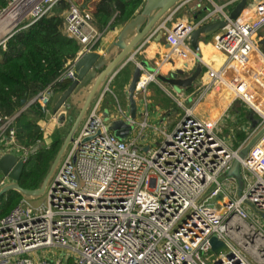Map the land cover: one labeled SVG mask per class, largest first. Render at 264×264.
Masks as SVG:
<instances>
[{
    "label": "built area",
    "instance_id": "1",
    "mask_svg": "<svg viewBox=\"0 0 264 264\" xmlns=\"http://www.w3.org/2000/svg\"><path fill=\"white\" fill-rule=\"evenodd\" d=\"M62 1L68 3L63 11L64 34L80 49L52 83L0 123V158L11 153L25 162L47 147L45 139L23 144L17 132L18 115L38 104L46 120L62 123L58 115L66 114L68 105L53 111L56 85L75 80L77 61L95 51L104 34L75 0H0L3 50L18 30L52 14ZM215 6L226 23L214 34V47L225 54V60L209 66L196 102L208 97L224 110L241 101L257 114L256 140L248 153L240 156L250 143L247 140L232 148L218 134L223 110L218 111L217 105L207 116L198 114L194 106L186 107L171 127L158 129L164 140L157 147L139 141L147 130L156 128L145 109L143 119L132 120L131 133L120 139L108 127L112 120L130 119L111 89L117 72L93 99L44 202L32 206L22 199L0 218V264H264V0L256 1L248 18L232 19L224 6ZM165 23L148 38L163 30L171 51L186 55L191 51L186 39L196 25L185 20L172 27ZM159 69H144L136 93L146 95ZM109 94L118 102V117L105 108ZM235 160L240 162L243 180L240 196L235 177L229 178L238 188L235 195L228 194L219 178ZM8 183L0 179V188ZM214 234L230 249L219 259L210 243ZM46 248L52 249L51 256L40 253Z\"/></svg>",
    "mask_w": 264,
    "mask_h": 264
},
{
    "label": "trees",
    "instance_id": "2",
    "mask_svg": "<svg viewBox=\"0 0 264 264\" xmlns=\"http://www.w3.org/2000/svg\"><path fill=\"white\" fill-rule=\"evenodd\" d=\"M146 0H96L91 14L93 23L101 32H110L118 26H124L141 12ZM219 2V0H214ZM240 1V0H239ZM231 7L233 10L235 6ZM220 3V2H219ZM68 3L62 1L52 14L45 15L33 24L18 30L7 41V48H0V123L18 113L26 103L41 89L52 83L64 71L69 60L75 58L80 45L69 39L63 31V11ZM99 45V43H98ZM105 65L98 66L99 73ZM129 77L124 78L128 83ZM69 82H59L55 91L64 90ZM89 84H84L77 93ZM78 101L80 107L84 100ZM244 117L253 112L239 108ZM46 121L40 105L32 104L17 117V132L21 141L32 145L44 139L41 122ZM47 147L31 154L25 161L19 184L24 189L39 188L50 171L66 136L62 127H58ZM239 140L246 138L244 132L237 131ZM24 194L18 190H9L0 195V218L6 216L17 206Z\"/></svg>",
    "mask_w": 264,
    "mask_h": 264
},
{
    "label": "crops",
    "instance_id": "3",
    "mask_svg": "<svg viewBox=\"0 0 264 264\" xmlns=\"http://www.w3.org/2000/svg\"><path fill=\"white\" fill-rule=\"evenodd\" d=\"M93 1L94 3L96 2V0ZM236 1L238 2L239 0H219L220 3L219 2L217 3L214 0H213L214 3H212L210 0H186L171 15L172 18L169 17L167 20L164 19L162 22L166 21L165 23L166 26L172 27L177 21L185 20L195 24L196 28H198L204 24L222 19L221 13L216 10L215 4L218 6H224L225 11L230 14V12L232 11L231 7L235 4ZM256 1L257 0H255L250 6L247 5L240 16L246 18L250 17L252 15V7L256 3ZM124 26L121 25L111 30L110 32L108 31L104 32V35H108L112 31L113 32L115 31L116 34L113 35V37L109 39L108 42L106 41L105 43L100 42L99 45H97L96 50L94 51L99 53L100 55L106 56L102 61V64L104 63L107 64L112 59V57H114L118 53L119 49L114 47V42L117 40L118 35ZM191 36L192 33L186 39V44L190 47L191 51H188L187 54L183 56H179L178 54L173 53L171 51L164 37V31H163V36L161 38H159L158 33L150 38H146L140 44L139 48H137L138 50L136 49L135 57L133 59L134 62L132 61L129 64L130 67H128L129 65H126L117 73L116 77H118L122 73L125 74V77L127 78L129 77L128 83H125V87L128 88V95H129V84L132 78V72L134 67L139 62L146 61L153 68L155 69L157 67L160 68L156 73V79H155L156 82L154 80L155 83L150 84V85L152 84L154 85L157 84V85L153 89H151L149 86L146 95H142L140 97L141 99H139L138 101L135 98L137 101V114L135 119L137 121L143 119L142 112L145 109L149 111L150 123L152 124V126H156V125L159 126L158 122H161L160 123L161 127L159 128H164L166 124V122H162L163 120H161L160 118L163 114H166V116H168L169 114L172 113L180 116V114L182 115V111L183 112L185 111L186 107L194 106L196 112H198V114L203 116H207L209 115V112H213L212 108L215 107L216 105L218 106L217 107L218 111L223 110L222 107L223 105L221 106L219 104H215L213 106L212 102L208 97L205 98V100L202 101V103H198L196 102V100L198 98L199 92L201 91V88L204 86L205 82L207 81L208 78L207 73L209 66L220 65L225 60V54L215 49L214 34L200 36L198 41V46H199L198 50H195L193 48ZM263 36H264V31H263ZM261 47L263 48L262 45ZM168 54H170V57L168 58V60H165V57ZM199 66H201V70L197 75V77L194 79L193 83L188 86H183V89L181 90L179 89L178 91H174L166 83H163L158 79L159 73L165 76H169L170 78L176 77V78L187 79L195 73V71ZM159 83L166 85L164 87L161 86L164 89L165 93L167 94L166 100L159 99V96H157L155 93L156 87L159 88L160 86ZM86 88L87 87H85L82 92L77 93V98H79L80 100L83 98V93L86 90ZM71 101L75 104V101H73L72 99ZM165 101H168V103H165ZM110 104H111V100L107 98V103L105 104V108L110 109V107L106 106ZM239 108H242L243 110L246 111L251 110L243 102L236 101L233 105H230L229 107H227V109H224L222 111V115L218 126V134L222 138H225L230 143L232 148L240 147L245 142V140H247L248 142L252 141V139L255 138L256 136L255 130L259 122L257 114H255L252 110L251 111L253 112V115H249L250 118H248V117H244L243 114H240ZM127 114L130 115V105H129V112ZM47 121L50 120L47 119ZM44 122H41V128L44 130V133H46ZM53 123L57 124V126L60 127L63 125L64 121H62V123H56V122ZM237 131L244 132L246 138L239 140L236 133ZM231 176L232 175H230L228 171L227 173L225 172L224 174H222L219 178L223 182H225L228 194L235 195L237 193L238 188L236 189L235 187H233L232 180L229 179L231 178ZM9 183H11V181ZM247 208L252 214L255 213L250 205H247Z\"/></svg>",
    "mask_w": 264,
    "mask_h": 264
},
{
    "label": "water",
    "instance_id": "4",
    "mask_svg": "<svg viewBox=\"0 0 264 264\" xmlns=\"http://www.w3.org/2000/svg\"><path fill=\"white\" fill-rule=\"evenodd\" d=\"M185 1L186 0H146L141 12L129 21L119 33L117 40L114 42V47L119 49V51L107 64H102V61L106 56L100 55L94 51L86 53L77 61L75 66V80L66 89L56 92L53 96L51 102L53 111L58 112L62 106H69L68 101L70 99L77 103V101L80 100L77 98V91L79 88H81L84 84H89V86L87 87V91L84 95V100L78 116L68 132L60 151L54 159L50 171L45 177L44 183L41 188L36 190L38 195L44 193L48 180L53 176L68 146L72 142L74 135L88 112L96 94L105 85L110 76L119 72L122 68L129 65L133 61L136 49L140 46V44L155 31V29L167 16H169ZM247 3L248 0H240L235 8L230 12V17L232 19L239 18L243 10L246 8ZM225 23V20L219 19L196 28L192 32L191 36L193 48L195 50L199 49L198 41L200 36L217 33L222 29ZM158 36L159 38L163 36V30H160ZM101 65H105V67L98 73V66ZM128 67H130V65ZM146 67L150 70H154V68H151L146 61H141L134 67L132 72V78L129 84L130 119H115L108 125V127L122 139L126 138L133 129L131 121L135 119L137 114V101L135 99L136 87ZM200 70L201 66H199L195 73L187 79L171 77L169 81L171 84L176 86L191 85ZM250 146L251 144H248L241 151V157H244L248 153ZM24 165L25 162L15 154H5L0 158V169L2 173L13 180V182L0 189V195L13 189L18 190L23 194L27 192L26 189L22 188L19 184V179L23 172ZM229 173L237 179L239 190H242L243 180L239 160L234 161ZM210 243L217 259H219L220 253L228 252L230 250L227 244L223 240L219 239L216 234L212 235Z\"/></svg>",
    "mask_w": 264,
    "mask_h": 264
},
{
    "label": "rangeland",
    "instance_id": "5",
    "mask_svg": "<svg viewBox=\"0 0 264 264\" xmlns=\"http://www.w3.org/2000/svg\"><path fill=\"white\" fill-rule=\"evenodd\" d=\"M75 1L80 6V8L82 10V13L84 15H92L91 14V10H92L93 5H94L93 4L94 3L93 0H75ZM254 1L255 0H248L247 5L250 6ZM115 34H116L115 31L114 32L112 31L108 35H104L103 34V36L100 39L99 43L100 42L105 43V41L108 42V40L111 39L113 37V35H115ZM261 45L264 48V39L261 42ZM148 65L152 68V66L149 63H148ZM146 69L149 72H155V68H154V70H150L148 67H146ZM124 78H125V74L124 73H122L118 77H116L114 79V81L112 82V84H111V89L116 94V96H117V98L119 100V103L122 105L123 110L126 113H128L129 112V99H128L129 98V95H128V88L125 87V82L123 81ZM158 79L161 82L166 83L174 91H178L179 89L180 90L183 89V86H181V87L180 86H173L171 84V82L169 81V79H170L169 76H165V75L159 73L158 74ZM155 82H156V80H155ZM155 82L152 81L151 83H155ZM156 85L157 84H155V85L152 84V85H149V86H150L151 89H153ZM159 85H160L159 88L156 87L155 93H156L157 96H159V99L166 100L167 94L165 93L164 89L162 88V87H164L166 85H164L162 83H159ZM141 96H142V94H140V93H137L136 94L135 98L137 99V101L139 99H141L140 98ZM107 98L109 100H111V104L110 105H106V106L110 107V109L109 108H106V109L109 112H111L114 116L116 114L117 117H118V114H121V113L119 112L118 102H117L116 98L113 96V94H109V96H107ZM107 98H106V103H107ZM68 103H69V106H68V108L66 107V112L67 113L66 114L62 113V114L58 115L59 116V119L61 121H64V124L62 126H60V127H62V130H63V137L64 136H67V134L70 131L73 123L75 122V120H76V118L78 116L79 110L81 108L78 103H75L76 104L75 105L71 101V99L68 101ZM165 103H168V101H165ZM180 116H181V114H180ZM180 116H178L177 114H172L171 113L168 116H166V114H163L160 118H161V120H163L162 122H166L167 125L165 124V127L166 128H169V127H171L173 125V123ZM85 118H86V115L83 118L81 124L79 125V128L81 127V125H82V123H83V121H84ZM170 122H172V123H170ZM160 123L161 122H158V125L159 126L156 125V128H150L145 134H143L139 138V141L140 142H145V144H149L150 146H153V147L159 146L162 143V141L164 140V137H163L161 131L158 130L159 127H161V124ZM44 124H45L44 125L45 126V130H46L44 139H45L46 145H47L48 143L51 142L53 136L56 134L55 132L58 129V126H57V124L53 123V121H47V120H46V122H44ZM134 132H136V131H134ZM137 135H138V132L135 133V136H137ZM120 139H122V138H120ZM124 139H126V138H124ZM255 140H256V138H253L252 141H250L249 144L252 145L255 142ZM23 144L26 145V142H23ZM66 151H68V148H67ZM63 157H64V155H63ZM56 170H57V168H56ZM56 170H55L54 174L56 173ZM54 174H53V176H54ZM53 176L48 180L47 186H46V189H45L44 193L38 195L37 192H36V190H38L39 188H41V186L44 183V180L45 179L43 180V182H42V184H41V186L39 188H36V189H26L27 192L24 193V198L23 199H26L32 206H39V205H41L44 202V200L46 199V197H47V191H48V188H49L50 183L52 182ZM2 178H5V180L7 182H10V181L13 182V180L11 178H9L8 176H6L5 174H3L2 171H1V169H0V179H2ZM241 193H242V190H239L238 191V195L240 196ZM40 253L42 255H45V256H51L52 253H53V251H52L51 248H46L43 251H41ZM61 255H63V254H61ZM213 256H214V254H213ZM211 257H212V254H211Z\"/></svg>",
    "mask_w": 264,
    "mask_h": 264
},
{
    "label": "bare ground",
    "instance_id": "6",
    "mask_svg": "<svg viewBox=\"0 0 264 264\" xmlns=\"http://www.w3.org/2000/svg\"><path fill=\"white\" fill-rule=\"evenodd\" d=\"M146 78V75L144 76V79Z\"/></svg>",
    "mask_w": 264,
    "mask_h": 264
}]
</instances>
